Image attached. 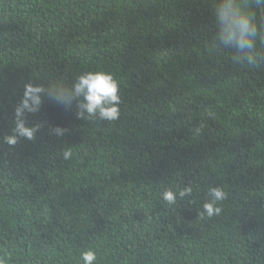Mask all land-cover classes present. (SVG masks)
<instances>
[{"label": "trees", "instance_id": "obj_1", "mask_svg": "<svg viewBox=\"0 0 264 264\" xmlns=\"http://www.w3.org/2000/svg\"><path fill=\"white\" fill-rule=\"evenodd\" d=\"M213 3L0 0L5 264H82L87 249L94 264H264V62L214 45ZM89 71L119 85L116 120L45 98L28 117L43 124L35 138L4 142L26 83ZM185 186L190 196L163 201ZM215 186L221 212L201 218Z\"/></svg>", "mask_w": 264, "mask_h": 264}, {"label": "clouds", "instance_id": "obj_2", "mask_svg": "<svg viewBox=\"0 0 264 264\" xmlns=\"http://www.w3.org/2000/svg\"><path fill=\"white\" fill-rule=\"evenodd\" d=\"M255 8L264 12V0H254ZM213 16L216 27L214 45L234 53V58L249 66L264 62V52L257 47V41L264 42V24L257 20L251 0H214ZM71 109L76 108L75 115L79 119L98 118L114 121L119 117L120 95L119 85L110 73L89 71L78 77L71 84L63 82L49 84L26 83L23 94L14 108L12 134L3 137L8 145H15L20 139L33 140L43 127L41 122L29 124L28 117L38 113L44 99ZM67 128L54 126L49 129L51 135L63 136ZM72 149L63 152L64 159H70ZM193 192L191 186L179 188L177 191L165 190L162 199L167 204H175L177 198L184 199ZM227 193L219 186L210 187L208 199L199 213L201 218L219 215L221 208L218 202L224 200ZM82 264H94L97 260L95 251L91 249L80 253ZM0 264H5L0 259Z\"/></svg>", "mask_w": 264, "mask_h": 264}]
</instances>
